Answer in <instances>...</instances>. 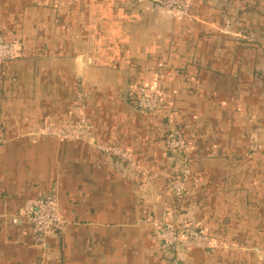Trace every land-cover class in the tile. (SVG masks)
I'll return each instance as SVG.
<instances>
[{"label":"crops","instance_id":"crops-1","mask_svg":"<svg viewBox=\"0 0 264 264\" xmlns=\"http://www.w3.org/2000/svg\"><path fill=\"white\" fill-rule=\"evenodd\" d=\"M188 16L154 0H0V35L20 57L0 65V264H169L156 224L202 228L219 249L183 264H264V0H194ZM158 88L153 114L136 93ZM81 93L99 145L129 151L145 176L81 141ZM180 129L192 177L164 145ZM259 131V149L249 136ZM54 193L65 229L39 238L24 216Z\"/></svg>","mask_w":264,"mask_h":264},{"label":"built area","instance_id":"built-area-1","mask_svg":"<svg viewBox=\"0 0 264 264\" xmlns=\"http://www.w3.org/2000/svg\"><path fill=\"white\" fill-rule=\"evenodd\" d=\"M161 9L172 16H188L187 8L194 0H154ZM22 46L19 42H9L0 35V65L13 61L20 57ZM135 108L146 114L156 113L161 107V91L158 88L141 89L136 93L134 100ZM87 103L81 93L77 96V105L74 109L76 121L70 126L55 127L47 125L41 128L39 135L51 137L56 140L81 141L92 145L115 158L120 159L135 171L142 172L139 165L129 151L118 147L99 145L95 142L93 136L94 127L87 117ZM258 134L255 130L249 136V148L251 151L258 150ZM2 137V122L0 120V154L4 146ZM164 145L170 158L177 160L180 168L174 175L167 189V194L182 198L185 196L188 182L192 177V167L189 162L188 144L185 134L180 129H169L165 133ZM24 216L32 224L34 234L39 238H45L50 234L59 232L68 225V221L63 218L57 198L54 193L42 194L38 199L29 204L24 212ZM155 230L161 239L164 250L169 254V264H183L181 253L186 249H219L221 243L215 237L208 234L202 228H193L186 224L176 227L173 224H156Z\"/></svg>","mask_w":264,"mask_h":264}]
</instances>
